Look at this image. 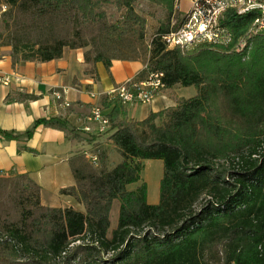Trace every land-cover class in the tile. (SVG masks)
<instances>
[{
	"label": "trees",
	"instance_id": "obj_1",
	"mask_svg": "<svg viewBox=\"0 0 264 264\" xmlns=\"http://www.w3.org/2000/svg\"><path fill=\"white\" fill-rule=\"evenodd\" d=\"M5 1L40 16L71 10L78 24L102 22L110 39L132 31L138 33L137 44L146 42L148 21L135 9L139 0H114L122 16L113 23L102 10L112 0ZM146 1L163 8L167 17L151 40L144 76L164 72L168 88L195 86L197 93L142 120L128 119L125 105L104 97L108 131L115 130L111 140L123 160L99 174L87 171L86 163L74 169L77 184L61 193L74 196L86 211L44 206L40 187L30 179L36 189L28 201L43 211L29 230L12 225L6 236L0 232V264H264V35L249 39L250 51H237L254 14L227 11L222 25L233 35L229 45L168 49L162 36L173 19L182 20L178 0ZM66 47L83 45L57 39L33 46L32 55L21 61L61 58ZM112 58L86 56L107 67ZM40 124L73 131L63 119L42 118L27 137ZM148 159L164 164L156 204L148 202L142 178ZM131 184L137 187L128 189ZM115 200L120 201L118 225L109 237ZM104 253L110 256L105 259Z\"/></svg>",
	"mask_w": 264,
	"mask_h": 264
},
{
	"label": "crops",
	"instance_id": "obj_2",
	"mask_svg": "<svg viewBox=\"0 0 264 264\" xmlns=\"http://www.w3.org/2000/svg\"><path fill=\"white\" fill-rule=\"evenodd\" d=\"M188 1L192 4L193 0ZM146 65L141 56H133L112 58L107 67L102 61L87 60L83 49L70 47L61 58L18 61L13 59L10 46H0V75L9 79V84H0V129L20 135L12 138L0 132V173L27 175L40 187L46 207L79 206L83 211L74 196L61 190L77 184L74 169L95 155L89 138L97 135L94 142L102 141L104 133L90 120L92 107L115 85L145 78ZM181 88H167L150 103L127 105L128 119L142 120L151 112L176 108L180 100L192 97L181 94ZM92 92L99 94L92 97ZM42 118L63 119L73 131L40 124L27 137L26 132Z\"/></svg>",
	"mask_w": 264,
	"mask_h": 264
},
{
	"label": "rangeland",
	"instance_id": "obj_3",
	"mask_svg": "<svg viewBox=\"0 0 264 264\" xmlns=\"http://www.w3.org/2000/svg\"><path fill=\"white\" fill-rule=\"evenodd\" d=\"M190 8V1L181 0L177 13L187 12ZM135 9L145 16L148 21L144 45L137 44V32L128 31L120 38L110 39L102 22H80L78 24L75 13L71 10L40 16L31 10L25 9L20 4L11 6L5 0H0V46H10L13 59L21 61L32 55L33 46L36 48L40 44H49L57 39H67L82 44L83 47L80 48L85 51L86 56L88 55L91 58L101 53L107 57L141 56L147 61L151 55V40L160 22L166 20L167 13L163 8L146 0L137 1ZM102 10L105 11L106 20L110 23L117 21L122 16V10L117 8L114 0L103 4ZM76 29L80 31L78 37L75 36ZM25 45H28V47ZM252 46L253 41L249 42V51ZM180 91L181 94L190 97L197 93V88L195 86H182ZM157 122L161 123L159 120ZM114 131L103 132V136H100L103 137L102 141L99 142H94L99 137L97 135L94 138H89L92 143V153L98 156V160L93 162L91 157L87 158V171L99 174L123 160L122 153L111 142V135ZM108 152L110 153V160L108 159ZM107 161H110V167H108ZM144 165L142 178L148 185V202L156 204L160 200V184L164 164L161 159H148L144 161ZM87 182L91 183L90 179H87ZM136 187L137 184H131L128 189H135ZM35 189L34 183L25 174L0 173V232L3 235H7L8 229L12 225H17L24 230L31 229L32 219L43 211V209L28 201L29 193L35 192ZM204 201L205 199L202 197L195 207H201ZM81 207L83 211H86L84 204ZM73 208L78 210L79 206ZM119 211L120 201L115 200L110 212L109 237L112 236V231L118 225ZM3 250L4 248H0V254ZM109 256L110 254L104 253L105 259Z\"/></svg>",
	"mask_w": 264,
	"mask_h": 264
},
{
	"label": "built area",
	"instance_id": "obj_4",
	"mask_svg": "<svg viewBox=\"0 0 264 264\" xmlns=\"http://www.w3.org/2000/svg\"><path fill=\"white\" fill-rule=\"evenodd\" d=\"M227 11H233L237 15L254 14L247 36L242 37L236 46L237 51L248 47L252 36L264 35V0H193L190 10L182 13L180 23L173 19L172 29L162 36V40L168 49L180 48L183 51L200 43L229 45L233 35L222 25ZM164 78V72L151 71L143 79H128L104 94L125 106L150 103L168 88ZM0 84H9V79L0 75ZM98 94L92 92L91 96L97 97ZM90 120L98 123L97 130L100 133L110 129V118L101 103L93 105ZM87 130L90 128L87 127ZM90 157L93 162L98 160L97 155Z\"/></svg>",
	"mask_w": 264,
	"mask_h": 264
}]
</instances>
